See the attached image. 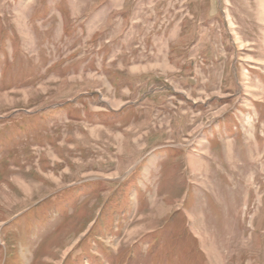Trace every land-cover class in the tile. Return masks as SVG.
I'll use <instances>...</instances> for the list:
<instances>
[{"label":"rangeland","instance_id":"rangeland-1","mask_svg":"<svg viewBox=\"0 0 264 264\" xmlns=\"http://www.w3.org/2000/svg\"><path fill=\"white\" fill-rule=\"evenodd\" d=\"M0 264H264V0H0Z\"/></svg>","mask_w":264,"mask_h":264}]
</instances>
